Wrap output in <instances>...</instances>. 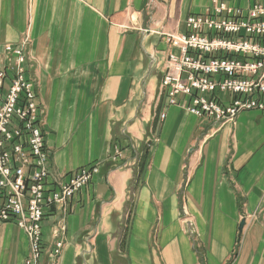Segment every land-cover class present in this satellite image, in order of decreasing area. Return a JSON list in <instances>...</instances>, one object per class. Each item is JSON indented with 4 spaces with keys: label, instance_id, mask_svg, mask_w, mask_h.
Masks as SVG:
<instances>
[{
    "label": "crops",
    "instance_id": "crops-1",
    "mask_svg": "<svg viewBox=\"0 0 264 264\" xmlns=\"http://www.w3.org/2000/svg\"><path fill=\"white\" fill-rule=\"evenodd\" d=\"M211 3L0 0V66L7 46L25 44L52 182L100 167L47 213L48 250L67 227L58 264H264V113L221 125L160 93L173 51L166 36L186 33L187 18ZM145 151L147 168L130 187ZM29 251L18 227L1 226L0 264H25Z\"/></svg>",
    "mask_w": 264,
    "mask_h": 264
},
{
    "label": "built area",
    "instance_id": "built-area-1",
    "mask_svg": "<svg viewBox=\"0 0 264 264\" xmlns=\"http://www.w3.org/2000/svg\"><path fill=\"white\" fill-rule=\"evenodd\" d=\"M211 6L186 21V33L167 35L168 55L160 93L171 106L225 125L243 112L264 113V0ZM0 66V228L18 227L28 238L25 264H58L67 231L54 230L55 247L47 248L43 223L55 206L68 205L100 173L99 165L72 172L55 184L43 129L45 111L35 82L27 76L25 44L7 46ZM165 115H162L164 118ZM123 159L119 147L111 157Z\"/></svg>",
    "mask_w": 264,
    "mask_h": 264
},
{
    "label": "trees",
    "instance_id": "trees-1",
    "mask_svg": "<svg viewBox=\"0 0 264 264\" xmlns=\"http://www.w3.org/2000/svg\"><path fill=\"white\" fill-rule=\"evenodd\" d=\"M148 158H149V152L145 151L144 155L141 157V159L139 160V163L136 167L135 182H132L130 184V187H137L138 186V181L140 180V178L142 177L143 173L145 172V170L147 168Z\"/></svg>",
    "mask_w": 264,
    "mask_h": 264
},
{
    "label": "water",
    "instance_id": "water-1",
    "mask_svg": "<svg viewBox=\"0 0 264 264\" xmlns=\"http://www.w3.org/2000/svg\"><path fill=\"white\" fill-rule=\"evenodd\" d=\"M246 225V219H243L239 226V232L242 233L244 227Z\"/></svg>",
    "mask_w": 264,
    "mask_h": 264
}]
</instances>
